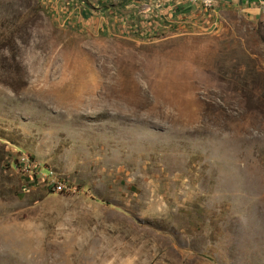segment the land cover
Wrapping results in <instances>:
<instances>
[{
	"label": "rangeland",
	"instance_id": "374dc122",
	"mask_svg": "<svg viewBox=\"0 0 264 264\" xmlns=\"http://www.w3.org/2000/svg\"><path fill=\"white\" fill-rule=\"evenodd\" d=\"M150 5L0 0V264H264V10Z\"/></svg>",
	"mask_w": 264,
	"mask_h": 264
},
{
	"label": "crops",
	"instance_id": "0c3cea01",
	"mask_svg": "<svg viewBox=\"0 0 264 264\" xmlns=\"http://www.w3.org/2000/svg\"><path fill=\"white\" fill-rule=\"evenodd\" d=\"M87 1V2H86ZM75 0L76 5H78L77 11H75V18H81L85 16L87 19V23H90L91 26L96 25L100 27L101 30H105L106 32L115 31V22L114 19L110 18L109 15L113 13L117 14L118 12H122L127 14V10H136V14H139L141 11L146 9L145 0H124V4H126L125 11L120 10L119 8L114 9V7L104 6V0ZM176 1V0H175ZM66 5L63 2L54 3L56 14L62 13L66 14L69 10V3L66 2ZM88 5V6H87ZM188 5V4H187ZM221 7L224 8H233L242 13L246 14L249 18H257L262 11L264 10V0H227L226 2L220 4ZM189 6V5H188ZM77 8L76 6H74ZM73 7V11L74 8ZM158 3L156 0H151V5L148 7L149 10L153 12L152 19L153 23L156 25L162 26V22H159L157 19L158 11H157ZM147 9V10H148ZM64 12H63V11ZM72 18V14H70ZM77 21V20H76ZM157 22V23H156Z\"/></svg>",
	"mask_w": 264,
	"mask_h": 264
},
{
	"label": "built area",
	"instance_id": "2783aa9c",
	"mask_svg": "<svg viewBox=\"0 0 264 264\" xmlns=\"http://www.w3.org/2000/svg\"><path fill=\"white\" fill-rule=\"evenodd\" d=\"M227 0H156L158 3L157 11L158 16L157 18L164 21L162 22L163 26H168V23L172 27H175L171 20L181 19L182 22L188 21L191 17H196L199 15H206L211 16V20H214L210 25V29H214L212 26L217 25V13L216 10L220 6V4L226 2ZM189 6H188V5ZM168 22V18H171ZM168 23H167V22ZM192 24L195 26V23L192 19ZM198 24H200L198 22ZM201 25V24H200Z\"/></svg>",
	"mask_w": 264,
	"mask_h": 264
}]
</instances>
